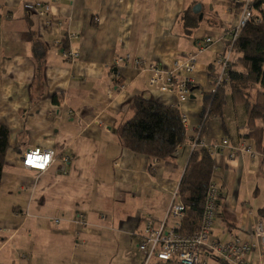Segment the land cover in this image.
<instances>
[{
  "label": "crops",
  "instance_id": "crops-1",
  "mask_svg": "<svg viewBox=\"0 0 264 264\" xmlns=\"http://www.w3.org/2000/svg\"><path fill=\"white\" fill-rule=\"evenodd\" d=\"M25 1L34 0H0V122L11 146L0 187V264H142L146 217L164 219L180 187L203 94L214 92L220 70L214 59L227 51L245 0H42L46 20L26 12ZM207 38L213 43L197 58L193 98L180 106L153 89L147 73L115 65L131 55L170 70ZM65 44L78 52L76 62L62 57ZM136 97L186 116L189 138L174 158L151 160L121 143L117 131L133 118ZM227 121L229 143L240 147L243 110L229 106ZM207 122L203 140L214 148L225 138L223 124ZM40 148L59 154L41 174L22 165L25 152ZM64 154L72 159L65 166ZM214 160L221 194L210 239L254 245L255 224L264 222V158L221 152ZM248 261L264 264V249Z\"/></svg>",
  "mask_w": 264,
  "mask_h": 264
},
{
  "label": "trees",
  "instance_id": "trees-1",
  "mask_svg": "<svg viewBox=\"0 0 264 264\" xmlns=\"http://www.w3.org/2000/svg\"><path fill=\"white\" fill-rule=\"evenodd\" d=\"M254 14L231 49L232 78L214 92L203 94V123L198 132L200 140L203 139L207 121L217 118L222 121L224 139L229 142L233 138L228 129L227 108L231 106L235 112L243 110L246 123L240 128L244 132L241 137L244 141H253L256 153L264 156V0L254 1ZM68 49L66 45L64 50ZM233 67L239 69L237 73L232 70ZM131 108L133 118L117 131L124 147L151 160L174 158L189 138L179 107L136 97L132 100ZM9 139L10 130L0 122V187L7 152L11 147ZM194 140L196 134L192 142ZM215 169L214 157L207 148L192 152L178 189L180 201L186 208L181 225L183 235H194L201 230L208 190L215 183Z\"/></svg>",
  "mask_w": 264,
  "mask_h": 264
},
{
  "label": "built area",
  "instance_id": "built-area-1",
  "mask_svg": "<svg viewBox=\"0 0 264 264\" xmlns=\"http://www.w3.org/2000/svg\"><path fill=\"white\" fill-rule=\"evenodd\" d=\"M160 2L166 0H159ZM23 8L26 12L38 15L43 19H47L50 11V6L42 0L25 1ZM254 1L245 0L240 11V18L235 29L229 31L230 41L227 46V51L224 55L215 57L216 65L219 67V72L216 75L213 86L214 90L221 87L223 83L232 78L230 73L232 47L240 32L247 27V24L254 18ZM46 25H59L54 19H49ZM77 35L71 33L66 40L71 41ZM213 43V39L207 38L197 48L195 54H189L187 58L179 59L174 64L173 69H163L157 64H147L143 59L134 58L131 55L120 56L116 62V67H135L142 73L145 72L149 76V83L153 89L162 93L170 94L177 99V105L180 106L190 100L192 94L193 78L192 74L197 69V58L207 52ZM62 57L69 62H76L80 56L78 52L70 48L63 50ZM182 122L185 129L189 130V125L185 115H182ZM202 123L194 129L196 140L191 143L192 152L207 148L212 157H217L221 152H226L230 159H234L237 155L246 153L255 158L260 156L254 150L253 141H243L240 147H233L226 139L214 148L206 145L203 139L200 140L199 130ZM58 152L52 149H29L25 152L22 158V165L25 169L36 171L38 173L47 172L58 159ZM261 157L264 158L262 155ZM71 157L62 155L59 162L65 166L70 164ZM173 199L169 209L166 212L165 218L161 221L153 215L146 218L143 232L140 235L139 250L143 254L142 264H152L155 262H173L177 264H206V260L210 257L223 260L227 264H249L248 256L256 250V247L264 249V222L259 221L255 224V229L252 236L257 240L256 244H250L235 237L231 242H217L210 239L212 233V225L216 219V211L218 209V201L220 197V188L215 183L211 184L204 213V220L201 230L194 235H183L181 232L182 221L184 220L185 205L179 198L178 191L173 193ZM83 223L82 218L79 219ZM173 222V223H172Z\"/></svg>",
  "mask_w": 264,
  "mask_h": 264
},
{
  "label": "water",
  "instance_id": "water-1",
  "mask_svg": "<svg viewBox=\"0 0 264 264\" xmlns=\"http://www.w3.org/2000/svg\"><path fill=\"white\" fill-rule=\"evenodd\" d=\"M201 8H202V7H201L200 5H199V6H196V7L194 8V13H195V14H199V13L201 12ZM191 98H193V96H191L190 99H191Z\"/></svg>",
  "mask_w": 264,
  "mask_h": 264
},
{
  "label": "rangeland",
  "instance_id": "rangeland-1",
  "mask_svg": "<svg viewBox=\"0 0 264 264\" xmlns=\"http://www.w3.org/2000/svg\"><path fill=\"white\" fill-rule=\"evenodd\" d=\"M258 154V153H257ZM258 155H260V154H258ZM260 156H262V155H260Z\"/></svg>",
  "mask_w": 264,
  "mask_h": 264
},
{
  "label": "bare ground",
  "instance_id": "bare-ground-1",
  "mask_svg": "<svg viewBox=\"0 0 264 264\" xmlns=\"http://www.w3.org/2000/svg\"><path fill=\"white\" fill-rule=\"evenodd\" d=\"M244 141V140H243Z\"/></svg>",
  "mask_w": 264,
  "mask_h": 264
}]
</instances>
